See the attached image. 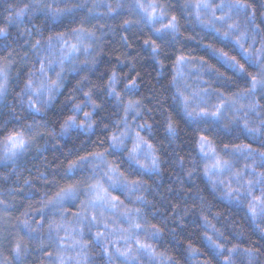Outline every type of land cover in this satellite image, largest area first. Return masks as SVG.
<instances>
[{
    "label": "clouds",
    "instance_id": "1",
    "mask_svg": "<svg viewBox=\"0 0 264 264\" xmlns=\"http://www.w3.org/2000/svg\"><path fill=\"white\" fill-rule=\"evenodd\" d=\"M0 264H264V0H0Z\"/></svg>",
    "mask_w": 264,
    "mask_h": 264
}]
</instances>
